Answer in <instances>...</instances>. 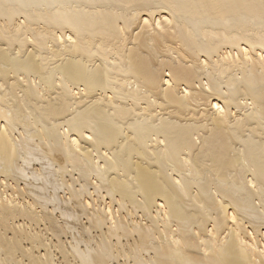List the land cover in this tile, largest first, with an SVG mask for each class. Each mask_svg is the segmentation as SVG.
Returning <instances> with one entry per match:
<instances>
[{
	"label": "bare ground",
	"instance_id": "bare-ground-1",
	"mask_svg": "<svg viewBox=\"0 0 264 264\" xmlns=\"http://www.w3.org/2000/svg\"><path fill=\"white\" fill-rule=\"evenodd\" d=\"M0 264H264V0H0Z\"/></svg>",
	"mask_w": 264,
	"mask_h": 264
}]
</instances>
